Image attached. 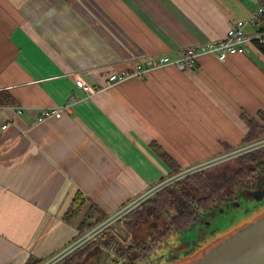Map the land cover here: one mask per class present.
Returning a JSON list of instances; mask_svg holds the SVG:
<instances>
[{
	"label": "crops",
	"instance_id": "1",
	"mask_svg": "<svg viewBox=\"0 0 264 264\" xmlns=\"http://www.w3.org/2000/svg\"><path fill=\"white\" fill-rule=\"evenodd\" d=\"M262 1L0 0V91L13 99L0 105V264L45 262L81 237L66 220L78 194L84 212L94 204L110 218L153 191L172 173L156 147L199 168L238 148L248 120L263 124L256 43L226 62L206 55L192 70L105 89L147 57L225 39ZM66 105L62 117L37 121Z\"/></svg>",
	"mask_w": 264,
	"mask_h": 264
},
{
	"label": "trees",
	"instance_id": "2",
	"mask_svg": "<svg viewBox=\"0 0 264 264\" xmlns=\"http://www.w3.org/2000/svg\"><path fill=\"white\" fill-rule=\"evenodd\" d=\"M259 27L264 30V24H259ZM256 45L264 55V45ZM10 103H13L11 95L0 91V105ZM262 120L263 124L248 120L250 130L243 143L234 151L264 140V117ZM156 148L171 165L170 177L185 170L175 165V161L159 147ZM261 179H264V148L235 157L211 167L210 170L188 174L182 180L157 191L140 211L127 219L126 226L133 233L140 228L150 229L149 238H135L133 244L123 246L116 237L106 234L65 264H77L79 261H84L85 264H153L152 252L161 246L171 231H188L195 227L205 216L237 201L239 194H246L253 187L261 186L262 182L256 183ZM85 204L83 195L78 194L66 216L67 221L77 224L81 236L109 218L94 204L84 212ZM172 259L174 257L169 260ZM42 263L43 261H31L28 264Z\"/></svg>",
	"mask_w": 264,
	"mask_h": 264
},
{
	"label": "built area",
	"instance_id": "3",
	"mask_svg": "<svg viewBox=\"0 0 264 264\" xmlns=\"http://www.w3.org/2000/svg\"><path fill=\"white\" fill-rule=\"evenodd\" d=\"M261 23L264 24V2L261 3L255 12H253L252 17L248 21H238L236 24L232 25L229 28L225 39L191 47L186 49L178 58L175 59L168 55H161L158 57H149L147 59L138 61L132 69H127L120 73L112 74L105 85V89L112 88L113 86L129 79L141 78L149 73L163 70L168 67H174L182 72L192 70L197 66L198 61L206 55L215 56L220 62H226L230 56L243 55L247 52L248 46L251 43H259L264 45V30H261L259 27V24ZM248 26L257 27L256 32L253 34H248L246 32V27ZM76 85L78 89L82 90L88 96H91L94 93L91 87L81 79L76 80ZM97 92L98 90L96 93ZM75 98L76 97L73 96L72 99L75 100ZM16 110L18 114H22L27 109L23 107H17ZM65 111H69V106L66 105L59 108L46 109L42 111V115L37 119V121L44 122L50 118H60L63 116ZM3 129H6V126ZM261 148H264V140L244 146L231 154L225 155L230 156L229 159H224L222 157L225 156H222L218 158V160L222 159L218 162L227 161L232 157H237V152H250ZM231 155L233 156L231 157ZM207 165H209V163L202 167ZM153 192L154 191H151L142 198L129 203L117 214L108 218L105 222L99 224L88 233L82 235L62 252L58 253L42 264H62V262L71 257L76 251L95 241L106 232H110L119 240L125 241L127 239L124 229L126 217L136 208H138L145 199L149 198ZM128 239L130 240L131 238L129 237Z\"/></svg>",
	"mask_w": 264,
	"mask_h": 264
},
{
	"label": "rangeland",
	"instance_id": "4",
	"mask_svg": "<svg viewBox=\"0 0 264 264\" xmlns=\"http://www.w3.org/2000/svg\"><path fill=\"white\" fill-rule=\"evenodd\" d=\"M246 153L248 152H237L236 155L238 157V155L240 156ZM232 156L233 155H231V157ZM229 157L230 156H225L222 158L229 159ZM231 159H233V157ZM231 159L223 162H218L222 159H217L210 162L209 165L205 167L190 168L184 170L183 172L176 173L158 185L157 190L156 188L153 190L154 192L149 196V199L157 191L162 190L171 183L182 180L188 174L201 170H210L211 167L213 168L222 163L231 161ZM263 210L264 189L257 191L253 197L239 195L238 200L229 207H226L221 211H216L212 215L205 216L202 222L198 223L195 227L189 229L188 231H171V233L164 239L161 246L151 254L153 264H177L186 258H191L200 253L210 243L215 242L242 225L250 222ZM142 229L140 228L136 231L137 234L140 233L139 235H136L139 238L144 237L150 232V229L146 228L145 231L141 232ZM171 257H174V259L169 260ZM81 263L85 264L84 261L77 262V264Z\"/></svg>",
	"mask_w": 264,
	"mask_h": 264
},
{
	"label": "water",
	"instance_id": "5",
	"mask_svg": "<svg viewBox=\"0 0 264 264\" xmlns=\"http://www.w3.org/2000/svg\"><path fill=\"white\" fill-rule=\"evenodd\" d=\"M177 264H264V210L250 222Z\"/></svg>",
	"mask_w": 264,
	"mask_h": 264
},
{
	"label": "flooded vegetation",
	"instance_id": "6",
	"mask_svg": "<svg viewBox=\"0 0 264 264\" xmlns=\"http://www.w3.org/2000/svg\"><path fill=\"white\" fill-rule=\"evenodd\" d=\"M259 182H262V184H261V186H255V187H253V189H251V190H249L246 194H239V195H243V196H254V194L257 192V191H259V190H262V189H264V179H261V180H257L256 181V183H259ZM149 198H147V199H145L142 203H141V205L138 207V208H136L131 214H129L127 217H126V219H125V223H126V221H127V219L132 215V214H134L135 212H137V211H140L142 208H143V206H144V204H145V202L148 200ZM234 203V202H233ZM233 203H230V205L231 204H233ZM229 205V206H230ZM229 206H227V207H229ZM226 208V207H225ZM225 208H223V209H221V210H224ZM221 210H219V211H221ZM216 212V211H215ZM214 213V212H213ZM212 213V214H213ZM212 214H210V215H212ZM124 229H125V232H126V235H127V239L125 240V241H121V240H119L118 238H117V240L120 242V244L121 245H123V246H129V245H131V244H133L135 241H136V239L137 240H141V239H143V240H145V239H147V238H149V236L151 235V231L149 232V234H146L144 237H142V238H138L136 235H139L140 233H133V232H131L129 229H128V227L127 226H125L124 225ZM142 231H145V228L144 229H142L141 230V232ZM106 234H111L110 232H106V233H104V234H102L99 238H101L102 236H104V235H106ZM112 236H114L113 234H111ZM115 237V236H114ZM131 238L130 240L128 239V238ZM98 238V239H99ZM136 238V239H135ZM98 239H96L95 241H93V242H91L90 244H92V243H94V242H96ZM90 244H88V245H86L85 247H83V248H81V249H79L78 251H76L71 257H69V258H67L64 262H62V264H65L68 260H70L71 258H73L75 255H77L79 252H81V251H83L86 247H88ZM157 250V249H156ZM155 250V251H156ZM153 253V252H152ZM151 261H152V259H151ZM97 262H100V260L99 259H97ZM153 262V261H152Z\"/></svg>",
	"mask_w": 264,
	"mask_h": 264
}]
</instances>
